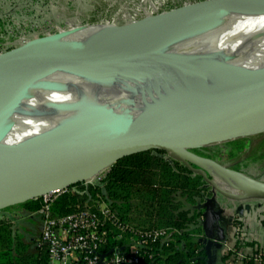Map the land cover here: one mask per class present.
I'll return each mask as SVG.
<instances>
[{
  "label": "bare ground",
  "instance_id": "1",
  "mask_svg": "<svg viewBox=\"0 0 264 264\" xmlns=\"http://www.w3.org/2000/svg\"><path fill=\"white\" fill-rule=\"evenodd\" d=\"M206 5L204 1L183 11L144 18V25L152 24L155 30L138 42L130 36L140 27L127 35L122 32L124 26L119 27L114 35L119 39L105 43L104 47L111 51L127 42L150 44L166 28L186 21ZM157 16V22L153 21ZM102 33L106 31L100 26L58 32L55 49L75 48L80 42L90 45ZM163 47L182 59L188 73L185 78L192 86L210 87L228 101L262 91L264 0L231 2L189 26L186 32L167 38ZM96 61L92 58L91 62ZM99 61L106 62L28 67L38 61L19 72L1 99L0 164L16 152L49 141L92 137L168 114V87L154 59ZM251 79L257 81L243 84ZM45 151L40 149L13 168L0 171V187L29 174ZM180 152L208 170L216 184L234 196L257 195L264 188L259 182L223 172L209 162Z\"/></svg>",
  "mask_w": 264,
  "mask_h": 264
},
{
  "label": "water",
  "instance_id": "2",
  "mask_svg": "<svg viewBox=\"0 0 264 264\" xmlns=\"http://www.w3.org/2000/svg\"><path fill=\"white\" fill-rule=\"evenodd\" d=\"M205 1L207 5L203 9L186 21L166 28L165 33L150 44L127 42L108 51L104 44L112 43L119 38L102 33L88 46L55 49L57 36L55 34L27 42L0 54V115L1 99L19 72L29 64L41 61L43 58L59 61L60 67L72 62L84 61L86 58L124 61L152 58L156 61L168 87V98L171 102L168 114L155 119L142 120L129 128H115L86 138L49 141L10 155L4 163L0 164V171L9 170L16 163L40 149H46L29 174L16 183L0 187V211L82 183L110 168L123 157L151 149L162 150L172 159L183 163L192 172L199 174L213 191L230 202L264 200V188L257 195L245 196H234L224 191L216 184L208 170L188 160L180 152L183 151L199 160L209 162L223 172L250 179L225 168L214 160L198 157L189 149L264 133V90L228 101L210 87L192 86L185 78L188 73L184 69L182 59L163 47L167 38L186 32L187 28L194 23L205 19L229 3L240 0ZM158 18L159 16L152 20L157 22ZM146 22L147 19H142L128 24L123 27L122 32L127 35ZM158 24L163 26L162 23ZM91 26L94 25L87 27ZM255 81L257 80L251 79L243 84ZM234 211L242 215L244 212H250L251 207L248 204L245 206L239 204ZM212 214V211L206 209L203 221L204 232L198 242L205 249L208 245H216L221 250L226 236L224 232L220 235L208 232L206 220ZM198 259L204 260V257L200 256L194 260Z\"/></svg>",
  "mask_w": 264,
  "mask_h": 264
},
{
  "label": "trees",
  "instance_id": "3",
  "mask_svg": "<svg viewBox=\"0 0 264 264\" xmlns=\"http://www.w3.org/2000/svg\"><path fill=\"white\" fill-rule=\"evenodd\" d=\"M191 6L187 4L185 9ZM183 10L179 8L176 11ZM14 26L12 18L0 12V41L4 40L7 32L13 30ZM154 30L152 24H146L133 34L141 36V41ZM225 144L229 145L227 156L232 160L247 150L241 138L227 141ZM218 149V145L213 144L196 147L190 151L198 157L214 160L222 165V162L217 160ZM256 159H264V141L250 156L222 166L247 174L243 167ZM215 195L222 196L213 191L199 174L192 172L180 161L172 159L164 151L151 149L119 159L99 181L71 186L68 192L55 199L51 211L56 215H64L80 209L94 210L98 203L104 202L123 221L135 228H175L179 231L175 243L183 242L186 252L180 247L175 248L174 244L169 247L162 246L155 261L157 264H184L185 258H194L195 249L200 248L197 257L203 254V247L198 239L204 232V213ZM258 202L257 221L264 228V200ZM249 203L254 204L255 200ZM19 206L28 212H35L40 207V202L39 199L31 200ZM2 214L1 212L0 264H45L46 251L37 247L35 251H31L33 242L25 241L22 231L14 225L11 218L3 217ZM234 215L231 224L240 227V232L234 233V246L237 249L253 246L254 242L239 239L240 235L245 237V225L238 212L234 211ZM222 257L225 260V257ZM195 264H204V260H195Z\"/></svg>",
  "mask_w": 264,
  "mask_h": 264
},
{
  "label": "rangeland",
  "instance_id": "4",
  "mask_svg": "<svg viewBox=\"0 0 264 264\" xmlns=\"http://www.w3.org/2000/svg\"><path fill=\"white\" fill-rule=\"evenodd\" d=\"M203 1L205 0H0V12L9 15L15 25L13 30L7 32L4 40L0 41V54L33 40L52 36L62 31L70 33L92 24L102 27L107 34L116 35L119 27L129 23L154 15H168V13H172V11L179 8L185 9L187 4L194 5ZM140 37L134 34L131 35L133 41H139ZM83 45L87 44L80 42L75 47L78 48ZM98 60L91 62L92 58H86L84 61L69 64H101L106 62H98ZM55 64L60 63L57 60L43 59L28 67ZM241 139L244 140L247 150L233 160L227 156L229 145H226L225 142L216 144L219 147L217 150L219 154H216L217 160L222 162V165L227 166L250 156L258 145L264 141V133L242 137ZM243 170L247 174L238 173L264 184V159L248 162ZM249 201L230 202L220 195H215L209 203L208 209L210 211L219 212L222 215V224L227 226L226 240L230 245L234 244L235 237L234 227L228 225L229 216L234 213L238 204L243 205ZM1 212L3 217L11 218L14 225L25 233V239L29 236L35 239L38 238L41 231V218L37 214L28 212L19 205L0 211V215ZM246 217L248 220L253 217L255 222L254 224H248L247 230L250 229L260 236L261 242L264 243V228L260 225L257 228L255 227L259 224L257 209L252 210L249 215L246 214ZM31 249H35L34 245L31 246ZM219 263L226 264L224 260ZM236 264H240V262Z\"/></svg>",
  "mask_w": 264,
  "mask_h": 264
},
{
  "label": "built area",
  "instance_id": "5",
  "mask_svg": "<svg viewBox=\"0 0 264 264\" xmlns=\"http://www.w3.org/2000/svg\"><path fill=\"white\" fill-rule=\"evenodd\" d=\"M106 169L82 183L91 184L102 179ZM70 187L39 198L40 207L34 212L41 218V231L36 247L47 253L45 264H157L156 255L162 246L181 248L183 242L175 243L179 231L175 228L138 229L123 221L107 204L98 203L94 210L80 209L64 215H56L51 205L57 197L68 192ZM251 213V211H250ZM234 233L240 227L233 226ZM240 240L246 239L240 235ZM194 258H185L184 264H195ZM222 256L227 264L242 262L264 264V250L245 252L234 244L222 242Z\"/></svg>",
  "mask_w": 264,
  "mask_h": 264
},
{
  "label": "crops",
  "instance_id": "6",
  "mask_svg": "<svg viewBox=\"0 0 264 264\" xmlns=\"http://www.w3.org/2000/svg\"><path fill=\"white\" fill-rule=\"evenodd\" d=\"M213 212V211H212ZM247 215L251 214V213H246ZM246 214L243 213L241 215V220L245 225V238L247 241H252L254 242L253 246H249L247 248H243V250L245 252H252L255 249H263L264 250V243L261 242L260 236H258L256 233H254L252 230L248 229L247 227L248 224L252 223L254 224V218L252 217L251 220H248L246 217ZM235 216L234 213L230 214L229 219H228V225H232L231 224V219L232 217ZM207 223H208V232L212 233L214 235H220L221 233L224 232V235L226 236V227L227 226H223L222 222V215L219 212H213L212 215H210L207 218ZM233 226V225H232ZM259 226V224L257 226H255L256 228ZM249 232V233H248ZM23 233V239L25 241H30L33 242L32 245H34L35 249L32 250L31 246H30V250L31 251H35L36 250V239L35 238H31L26 237L25 239V233L22 231ZM35 242V243H34ZM204 257V264H220L219 262L221 260H224L221 254V250L216 246V245H208V247L205 249V247L203 248V254L201 255ZM224 262L226 263V261L224 260ZM227 264V263H226ZM236 264V263H235ZM240 264H245L240 262Z\"/></svg>",
  "mask_w": 264,
  "mask_h": 264
},
{
  "label": "flooded vegetation",
  "instance_id": "7",
  "mask_svg": "<svg viewBox=\"0 0 264 264\" xmlns=\"http://www.w3.org/2000/svg\"><path fill=\"white\" fill-rule=\"evenodd\" d=\"M250 201H253V200H250ZM250 201H249V202H250ZM249 202H248V203H245V204H243V205H244V206L247 205V204L250 205V207H251V211L257 209V206H259V202H258V200H255V203H254V204L249 203ZM238 205H239V204H238ZM235 209H236V207H235ZM244 213H245V212H244Z\"/></svg>",
  "mask_w": 264,
  "mask_h": 264
}]
</instances>
